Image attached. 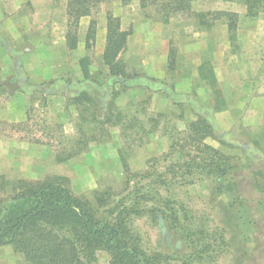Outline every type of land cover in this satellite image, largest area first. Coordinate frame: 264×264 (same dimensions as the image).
Instances as JSON below:
<instances>
[{
    "label": "rangeland",
    "instance_id": "374dc122",
    "mask_svg": "<svg viewBox=\"0 0 264 264\" xmlns=\"http://www.w3.org/2000/svg\"><path fill=\"white\" fill-rule=\"evenodd\" d=\"M175 1L158 0L145 9L140 8L138 0H130L126 5L119 0L108 1L89 17L109 13L118 20L123 19L125 26L129 25L126 30L130 33L133 23L145 21L167 25L171 60L185 64L190 56L210 53L212 48L201 42L205 38L201 33L215 22L225 24L226 18L219 15L222 11L215 9L213 0H182L180 10L164 9ZM230 3L243 7L236 1ZM63 9V0L0 1L2 18L11 21L2 34L0 32L8 46L5 49L0 45V80L4 84L0 89V107L8 101L6 108L10 115H17L26 107L24 121L0 120V182L5 190L9 191L20 180L61 178L74 196L94 206L100 195L110 193L112 200H117L136 184L137 188H143L142 193L153 190L150 193L153 199L142 203V208L164 212L146 213L131 219L132 232L146 253L167 256V264H264V176L251 174L255 169L264 170V163L259 162L256 168L246 161L245 150L255 151L247 136L234 132L230 137L233 144L221 140L222 132L217 134L218 138H200L201 135L193 131L199 126L192 128L191 123L183 124L178 120L179 111L173 116H153V120L147 121L148 116H133L132 111L127 110L129 117L124 120L119 119L122 113L118 104H112L114 119L102 124L103 119L98 121L100 117L93 122L94 108L84 103L79 104L75 114L70 113L72 97L63 106L41 99L40 92L29 95L27 105L25 100L17 97L15 66H19V55L30 51L44 62L42 71L48 74L49 67L60 58L63 46L71 78L81 74L82 65L87 70L91 67L93 73L99 71L93 42L88 50L82 49V44L78 49L82 43L79 26L76 29L68 27ZM259 16L260 22L264 20L263 15ZM247 22V17L236 18L235 33L233 39H229L230 47L226 53L235 55L249 51L244 44L255 37L246 32ZM69 33L75 38L74 49H70V41L65 39ZM239 40H245L243 46L239 45ZM81 59L84 64L80 63ZM124 66L127 75L134 72L131 67ZM258 82L261 87L263 76ZM50 85L37 86L43 92ZM118 86H113L115 94ZM61 108H64L63 112ZM122 123L129 127L123 129ZM153 125L155 128L151 133ZM172 144L174 146L170 148ZM105 146L115 148L121 165L125 162L129 172L136 175L127 190L123 166L107 168L109 160L95 158L96 149ZM200 158L204 160L199 161ZM183 161L191 166V174L185 173L184 169L169 168ZM214 161L224 162L227 168H221H229L230 174L206 176L208 170L215 168L211 166ZM196 165L200 168L204 165V169H197ZM168 169L176 173H165ZM183 172L181 179L178 176ZM159 175L166 179V184L157 181ZM231 178H236L238 187L229 192L227 186ZM164 198L170 202L168 209L163 206ZM171 212L176 214L178 226L171 223L168 217ZM97 259L99 264L108 263L104 252H98ZM0 264L24 263L11 246H1Z\"/></svg>",
    "mask_w": 264,
    "mask_h": 264
},
{
    "label": "trees",
    "instance_id": "16d2710c",
    "mask_svg": "<svg viewBox=\"0 0 264 264\" xmlns=\"http://www.w3.org/2000/svg\"><path fill=\"white\" fill-rule=\"evenodd\" d=\"M66 1L68 27L76 29L82 17L90 16L101 4L114 0ZM119 1L123 5L130 2V0ZM138 1L140 8L145 9L155 5L158 0ZM176 1L170 6H164V9L180 10L182 0ZM224 1H236L243 5L246 9V16L250 18L264 14V0ZM219 15L226 18L229 39L232 40L237 16L227 12H221ZM127 35L128 32L120 30L119 20L107 14L105 46L102 54V61L108 72L105 82L99 84L89 80L86 66L82 65V74L85 76V80L81 82L70 80L67 83L63 81L51 82L47 93H59L58 89L63 93L64 87L67 86L73 96V103H84L93 107L92 120L95 122L97 117H103V122H100L103 124L112 122L113 114L110 112L104 115V110L106 104L115 95L113 92L115 84H119L125 89L146 87L152 91H161L162 84L152 79L145 78L135 71L131 75H127L125 66L118 61V55L125 48ZM94 36L95 21L93 20L89 23L85 37L87 50L90 49V43L93 42ZM65 39L70 41V49H74L75 38L69 33L65 35ZM0 45L8 49L1 34ZM80 63L84 64V59H81ZM14 78L17 90L22 94L29 96L34 92L42 93L39 86L27 82L26 75L18 64L15 66ZM3 87L4 84L0 80V89ZM194 110L197 113V121L191 123L190 127L199 126L195 130L193 129L194 134L201 135L200 138L209 136L218 138L217 134L221 131L211 123V116L206 111H199L198 108ZM119 117V119H126V116ZM151 120L153 118L148 117L147 121ZM114 125H118V123H114ZM121 125L123 129L129 127L123 123ZM154 128V125L151 126V133ZM139 129L143 128L139 126ZM235 131L225 134L221 140L227 144H233L230 137ZM173 146L174 144L170 148ZM245 151L251 166L258 168L259 162L264 163V159L260 157L257 150L248 149ZM253 155H257V157L254 158ZM193 160L194 158L190 159V161ZM203 160L204 158L199 159V161ZM121 161L123 160L121 159ZM122 166L125 172L124 186L127 190L129 183L136 175L129 172L125 162H122ZM196 166L197 169L200 168L199 165ZM211 166H215V168L208 170L206 176L217 174L224 177L230 174L229 168H221V166L227 168L224 162L214 161ZM173 167L177 171L184 169L185 173L191 174L189 170L191 166L184 161L177 162L169 168ZM200 169H204V165ZM169 170H166L165 173L169 172L172 175L176 173ZM260 171L262 170L255 169L254 172L257 173L254 175H261ZM183 176L184 172L178 177L183 179ZM157 181L160 184L167 183L166 179L160 175ZM237 187L236 178H231L227 190L231 192ZM142 190L143 188H137L134 184L123 197L112 200L113 194H103L96 198L95 205L92 206L88 201L74 196L61 178H48L44 181L20 180L9 191L5 190L3 183L0 182V247L11 246L24 264H99L98 252L107 254V264H167V256L146 253L139 246L138 238L132 232V217H140L146 213L154 214L157 211L161 214L164 213L156 208L146 210L142 208V203L153 199L150 194L153 190H148L147 193H142ZM162 200L163 206L168 209L167 205L170 202L166 198ZM168 217L173 225L178 226L174 212H171Z\"/></svg>",
    "mask_w": 264,
    "mask_h": 264
},
{
    "label": "crops",
    "instance_id": "0c3cea01",
    "mask_svg": "<svg viewBox=\"0 0 264 264\" xmlns=\"http://www.w3.org/2000/svg\"><path fill=\"white\" fill-rule=\"evenodd\" d=\"M213 1L215 9L219 11L233 13L238 18L247 17L244 6L221 0ZM66 2L63 0L64 19ZM1 14L2 12H0L2 34L11 21L8 18H2ZM259 15L264 17V14ZM259 15L255 18L247 17L246 32L249 36L255 37L246 42L247 45L244 44L249 51L235 55L226 53L230 47L227 25L215 22L201 33L205 37L201 42H205L204 45L208 44L212 48L210 53L204 54V52L190 56L186 59L188 63L184 62L185 64L171 60L172 46L167 25L145 21L133 23L132 32H128L126 38L125 48L117 59L121 64L134 69L137 74L162 84V90L152 91L146 87L125 89L119 85V88L114 90L116 94L106 104L105 115L110 112L113 114L112 104H118V110L122 116H126L125 118L129 117L127 110H131L133 116L145 118L173 116L179 111L178 120L188 125L197 120L194 109L198 108L199 111H206L211 116V123L224 135L236 130L235 132H239L240 135L247 136L250 141L247 140L255 146V150L264 159V82L261 87L258 86L259 77L264 78V23H262L264 20L260 22ZM93 20L95 21L93 49L100 67L99 71L94 72L95 74L90 71L91 67L87 72L89 80L101 84L104 83L108 74L102 61L107 15L100 17L98 14L96 18L87 16L79 20V36L82 43H79L78 49L80 44L82 49L85 48L87 29ZM122 20L121 18L119 20L120 30L127 32L126 28L128 29L129 25L125 26ZM244 42L245 40H239V45L241 43L243 46ZM192 44L190 43L191 47H193ZM62 49L64 50V46L61 51L59 50L60 58L49 67L50 74L42 71L44 62L34 51L19 55V66L25 73L27 82L32 85H41L54 81L67 83L70 80L80 82L85 80L82 72L71 78ZM100 80L102 82H99ZM47 90H43L41 99H45L48 103H58L63 106L67 104L68 99L73 98L67 86L64 87L63 93L49 94ZM15 94H19L17 97L25 100L26 105L30 101V97L21 92ZM8 104L7 101L3 107H0V120L9 123L24 121L26 107L17 115H10L6 108ZM79 106L74 103L70 105V113L75 114ZM62 109L64 108L60 111L63 112ZM99 119L98 121H101L103 117ZM96 152L95 158L109 160L107 168L121 165L115 148L100 147L96 149ZM245 159L250 164L247 155ZM257 172L252 171L251 174L254 175ZM260 174L264 176V170L260 171Z\"/></svg>",
    "mask_w": 264,
    "mask_h": 264
}]
</instances>
